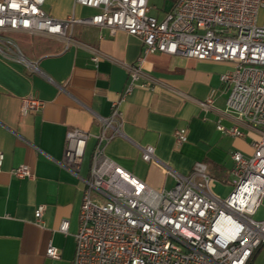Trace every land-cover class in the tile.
<instances>
[{
	"label": "built area",
	"instance_id": "2783aa9c",
	"mask_svg": "<svg viewBox=\"0 0 264 264\" xmlns=\"http://www.w3.org/2000/svg\"><path fill=\"white\" fill-rule=\"evenodd\" d=\"M149 0H74V5L96 11L89 17L54 19L43 9L45 0H0V55L37 71L7 35L25 33L63 39L73 25L96 26L113 35L118 31L137 39L143 57L162 53L198 61L226 63L220 74L226 93L225 111L232 114L234 126L217 130L243 137L239 125L258 131L251 141L252 154L231 153L229 172L231 192L220 197L212 192L213 180L205 164L197 162L188 175L161 164L154 148L141 149L144 162L161 164L174 182L172 188L156 191L111 160L107 145L122 135L120 102L135 87L152 89L158 81L137 65L125 66L127 85L121 100L112 103L106 117H98L99 130L71 128L65 134L63 154L58 165L82 184L78 229L71 264H253L264 252V219L253 216L264 206V25L258 13L264 0H177L159 21L149 14ZM104 56L92 52L97 63ZM213 100L200 102L203 110ZM44 103L33 96L21 100L19 115L42 110ZM178 147L186 142L187 130L173 134ZM93 138L87 176L80 177L87 141ZM4 155L0 151V169ZM17 179L32 178L26 164L12 168ZM43 206L34 211L39 224ZM68 222L58 231L66 234ZM46 257L58 258L49 244Z\"/></svg>",
	"mask_w": 264,
	"mask_h": 264
},
{
	"label": "crops",
	"instance_id": "0c3cea01",
	"mask_svg": "<svg viewBox=\"0 0 264 264\" xmlns=\"http://www.w3.org/2000/svg\"><path fill=\"white\" fill-rule=\"evenodd\" d=\"M177 0H169L162 14H149L161 21ZM42 9L52 18L89 17L90 8L74 5V0H45ZM23 56L35 62L37 71L0 55V264H71L78 229L82 184L58 162L62 158L65 134L71 128L94 135L98 117H106L111 105L121 100L127 85L125 66L138 64L143 57L140 42L118 31L73 25L63 39L13 33ZM18 41V42H16ZM104 56L91 61L92 52ZM142 70L158 83L150 90L135 87L119 104L122 135L106 147V155L150 188L160 191L173 187L161 164L188 175L197 162L205 164L213 178V192L226 197L231 192V153L252 154L251 141L258 131L239 125L243 137L217 130L234 126L225 111L226 93L219 76L231 68L226 63L198 61L162 53L143 57ZM33 96L44 103L42 110L19 115L21 100ZM213 100L203 110L200 102ZM187 130L186 142L174 143V131ZM94 139L87 141L80 177L88 173ZM154 148L161 163L144 162L141 149ZM26 164L32 178L17 179L11 169ZM232 187V186H231ZM226 192V193H225ZM43 206L41 221L34 211ZM68 222L66 234L58 231ZM51 244L58 258L46 257Z\"/></svg>",
	"mask_w": 264,
	"mask_h": 264
},
{
	"label": "rangeland",
	"instance_id": "374dc122",
	"mask_svg": "<svg viewBox=\"0 0 264 264\" xmlns=\"http://www.w3.org/2000/svg\"><path fill=\"white\" fill-rule=\"evenodd\" d=\"M149 1H150L151 6H152V14H155V13L162 14V12L167 10L168 5H169V0H149ZM258 24L264 25V10H260L259 13H258ZM7 36L15 41V39H13L14 38L13 35L9 34ZM16 42H18V41H16ZM229 188H232V187L229 186ZM210 189L213 192V180L210 183ZM253 218L255 220L264 219V206H262L258 210V212L253 216ZM253 264H264V252H262V254L257 256V258L255 259Z\"/></svg>",
	"mask_w": 264,
	"mask_h": 264
}]
</instances>
